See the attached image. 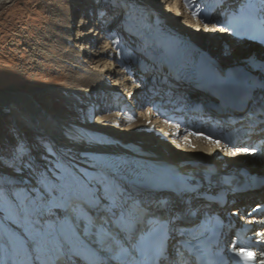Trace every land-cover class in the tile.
Listing matches in <instances>:
<instances>
[{
    "label": "bare ground",
    "instance_id": "bare-ground-1",
    "mask_svg": "<svg viewBox=\"0 0 264 264\" xmlns=\"http://www.w3.org/2000/svg\"><path fill=\"white\" fill-rule=\"evenodd\" d=\"M10 1L0 0V9ZM230 1L225 0L224 6ZM208 3L210 0H193L194 7H187L185 0H99L94 8L84 9L85 18L79 11L73 15L74 5L51 12L54 46H61L63 56L57 57L49 48L38 49L36 55L51 58L67 71L69 79L66 86L43 90L67 91L72 105L87 107L88 117L95 105V114H99L85 123L77 122L57 112L51 101L49 106L43 104L39 90H0V119L8 117L25 143L16 156L0 137V159L8 164L0 161V178L19 183L31 202L39 203V197L57 189L55 198L43 207L46 219L41 217L37 222L18 223L20 214L0 205V264H40L32 240L41 229L56 233L62 249L59 254L76 259L74 249L84 247L73 236L64 235L71 233L72 222L66 225L62 218L71 204H79L109 222L132 217L117 206L120 200L143 210L153 207V196L141 190L138 177L120 174L118 167L143 171L157 165L184 173L192 169L224 173L228 166L237 164L253 167L258 179L232 192L228 198L234 203L224 208L237 212L264 201V160L231 157L205 140L181 135L182 131L164 124L149 109L150 95L181 84L179 68L195 57L225 71L237 66L245 69L248 61L264 55L262 48L220 30L214 16L204 20ZM103 11H112L115 19L100 17ZM29 131L46 140L54 170H48L37 158ZM19 161L23 164L17 167ZM68 176L79 185L78 194L71 197L59 191ZM169 204V212L177 206L172 199ZM42 214H35L36 219ZM52 214L61 217L50 223Z\"/></svg>",
    "mask_w": 264,
    "mask_h": 264
},
{
    "label": "rangeland",
    "instance_id": "rangeland-1",
    "mask_svg": "<svg viewBox=\"0 0 264 264\" xmlns=\"http://www.w3.org/2000/svg\"><path fill=\"white\" fill-rule=\"evenodd\" d=\"M85 1L11 0L0 9V90H39V95L43 98V104L48 105L51 101L52 106L58 110L57 112L61 113L65 118L77 122L85 123L93 116L99 114V111L95 114V106L91 112L92 117L88 118L87 107L78 109L72 105L67 91L59 89L43 90V88L50 86H66L69 74L52 61L51 58H46L40 54L36 55L38 49L49 48L56 53L57 57L61 58L63 56L64 50H62L61 46H54V34L52 33L54 18L51 12H62L63 9L74 5V8L72 7L75 10L73 15L76 14V11H79L81 17L85 18L84 9L88 8L87 11H89L94 8L93 6H97L96 4H98L99 0H94L90 3ZM103 15L112 20L115 19L112 17V11H103L100 13V17H103ZM98 102L99 98H97V104ZM83 116H85V119L81 118ZM8 120V117L0 119V137L3 140L5 139L4 141L9 149H12V152L16 155L25 143H21L20 137L22 134L17 132L18 130H15ZM29 132L31 134L27 132L29 134L28 139L37 158L41 160V164L47 167L48 170H54L52 167L53 154L46 140L41 136L35 137L31 131ZM22 162H17L16 166H22ZM1 164L5 165L7 162L3 163L1 161ZM0 186H3V191H0V205L20 214V216L16 217L18 223L24 220L25 225L30 219L37 222L39 218L42 219L41 217L44 218L46 216V214L40 212L42 215L37 216V219L35 214L29 218L17 208V205L20 206V209H23L32 204L31 197L20 190L19 183L10 180L8 182L0 178ZM48 214L50 213H47V216H49Z\"/></svg>",
    "mask_w": 264,
    "mask_h": 264
},
{
    "label": "snow or ice",
    "instance_id": "snow-or-ice-1",
    "mask_svg": "<svg viewBox=\"0 0 264 264\" xmlns=\"http://www.w3.org/2000/svg\"><path fill=\"white\" fill-rule=\"evenodd\" d=\"M185 6L194 7L193 0H185ZM245 10L239 14V18L235 24L232 25L233 30H254L257 28L256 22V4L253 0H248V3L245 4ZM195 15V13H194ZM261 28H264V24L260 25ZM227 30V29H222ZM207 138V137H205ZM219 143V141H216ZM245 152L248 149H244ZM254 151V150H253ZM0 191H3V186H0ZM57 191L56 188H53L51 193H45L42 197H39V203L32 202L31 206L20 209V206L17 205V208L29 218L33 214H39L43 211L44 205L47 201L54 199V193ZM59 191L63 195H67L68 197L77 195L79 192L78 182L71 176L65 178L64 184L61 186ZM117 206L121 207L125 213L131 216H136L138 213L144 212L142 208H140L135 203L129 205L128 201L120 200ZM176 211H180V209H175ZM161 225L158 228H153L147 237H142V248L140 249L141 253L154 258L155 256L160 254L159 240L161 235ZM264 243V241H261ZM32 244L35 247L36 252L38 253L36 256V260L40 262V264H50V259L55 258L59 255L61 249V244L59 243V238L56 233L51 230H37L34 233ZM236 255L246 258V259H254V253L250 251H246L243 248L236 251ZM261 256H264V252H261ZM68 264H72L71 261H68ZM261 264H264V260H261Z\"/></svg>",
    "mask_w": 264,
    "mask_h": 264
},
{
    "label": "water",
    "instance_id": "water-1",
    "mask_svg": "<svg viewBox=\"0 0 264 264\" xmlns=\"http://www.w3.org/2000/svg\"><path fill=\"white\" fill-rule=\"evenodd\" d=\"M237 40H239V39H237ZM241 41V40H240ZM246 42H248V43H250V44H254V43H252L251 41H249V40H245ZM255 45V44H254ZM257 46V45H256ZM259 47V46H258ZM259 48H261V47H259ZM263 49V48H262ZM264 50V49H263ZM256 60H258V61H264V55L263 56H255L254 57ZM254 75V73H249L248 75ZM254 76H256V75H254ZM235 168H240V167H245V166H243V165H235L234 166ZM250 169H251V173L252 174H254L255 173V170L253 169V167H250Z\"/></svg>",
    "mask_w": 264,
    "mask_h": 264
}]
</instances>
